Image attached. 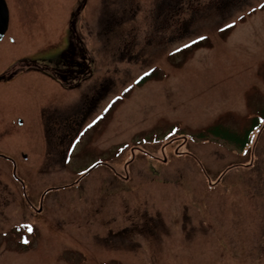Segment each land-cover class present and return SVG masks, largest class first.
<instances>
[{"label": "rangeland", "instance_id": "obj_1", "mask_svg": "<svg viewBox=\"0 0 264 264\" xmlns=\"http://www.w3.org/2000/svg\"><path fill=\"white\" fill-rule=\"evenodd\" d=\"M5 1L0 264H264V0Z\"/></svg>", "mask_w": 264, "mask_h": 264}, {"label": "flooded vegetation", "instance_id": "obj_2", "mask_svg": "<svg viewBox=\"0 0 264 264\" xmlns=\"http://www.w3.org/2000/svg\"><path fill=\"white\" fill-rule=\"evenodd\" d=\"M186 5L187 6H189V8H187V9H194L193 8V0H190L188 3H186ZM9 29V28H8ZM6 34H7V32L5 33V36H6ZM5 36H4V38H5ZM4 38L2 39V40H0V42H2L3 40H4ZM34 57H37V55H34ZM38 59V58H37ZM7 70H5L3 73H5V75H3V76H1L0 77V80H2L6 75H7ZM0 74H1V72H0ZM47 125V124H46ZM46 125L44 124V126L46 127ZM69 127V126H68ZM57 130H58V128H56V129H53V130H51V132H52V134H48V130H47V128H45V131H44V134H45V139H62L63 137L61 136V135H58L57 134ZM62 130H64V129H62ZM64 133H65V137L64 138H66V137H68V138H70V136H68L67 135V132H66V130L65 131H63ZM63 138V139H64ZM56 148V147H55ZM50 157H49V154H48V159H49ZM55 158V156L53 155V159ZM97 168V167H96ZM95 168V169H96ZM152 230H153V233L155 232V227H153L152 228ZM149 231H150V229H149Z\"/></svg>", "mask_w": 264, "mask_h": 264}, {"label": "water", "instance_id": "obj_3", "mask_svg": "<svg viewBox=\"0 0 264 264\" xmlns=\"http://www.w3.org/2000/svg\"><path fill=\"white\" fill-rule=\"evenodd\" d=\"M9 25V12L5 0H0V40L7 32Z\"/></svg>", "mask_w": 264, "mask_h": 264}, {"label": "trees", "instance_id": "obj_4", "mask_svg": "<svg viewBox=\"0 0 264 264\" xmlns=\"http://www.w3.org/2000/svg\"><path fill=\"white\" fill-rule=\"evenodd\" d=\"M195 47V46H193ZM192 47V48H193ZM153 76H154V73H149L147 75H145L144 77H142L139 81H138V84H141L147 80H152L153 79ZM154 79H157V76L155 75V78ZM254 125H256V123L254 122ZM208 134H214V135H219V128L218 127H212V128H209L208 131H207ZM247 134H249V132H247ZM224 138H228L229 135L228 134H225L223 136Z\"/></svg>", "mask_w": 264, "mask_h": 264}, {"label": "snow or ice", "instance_id": "obj_5", "mask_svg": "<svg viewBox=\"0 0 264 264\" xmlns=\"http://www.w3.org/2000/svg\"><path fill=\"white\" fill-rule=\"evenodd\" d=\"M227 27H234V24H232V25H225V28H227ZM222 30H223V29H222ZM204 39H206V38L203 37V36H199V37H197L196 39L192 40V44H194V43H198L199 41H202V40H204ZM184 47H185V48L191 47V44H185ZM178 50H179V49H178Z\"/></svg>", "mask_w": 264, "mask_h": 264}, {"label": "crops", "instance_id": "obj_6", "mask_svg": "<svg viewBox=\"0 0 264 264\" xmlns=\"http://www.w3.org/2000/svg\"><path fill=\"white\" fill-rule=\"evenodd\" d=\"M259 125H262V123H260ZM255 156V155H254Z\"/></svg>", "mask_w": 264, "mask_h": 264}]
</instances>
